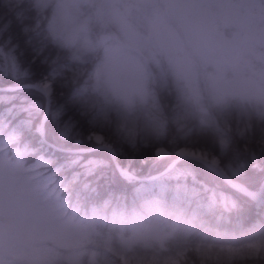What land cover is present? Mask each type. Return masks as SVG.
<instances>
[{
  "label": "trees",
  "instance_id": "1",
  "mask_svg": "<svg viewBox=\"0 0 264 264\" xmlns=\"http://www.w3.org/2000/svg\"><path fill=\"white\" fill-rule=\"evenodd\" d=\"M15 2L13 0L14 5ZM28 2L35 7V0ZM259 8L264 9V0L259 1ZM6 10H9L8 0H0V25L11 19L10 32L19 33V24ZM128 12L135 25L144 31L137 12ZM66 56L74 58L78 79L61 89L57 78L49 120H52L51 114L58 106L65 107L59 117L61 121L75 116V109L67 103L69 93L74 88L84 89V95L79 99L85 100L90 111L96 114L98 123L105 127L106 135L116 143L118 137L115 132L119 130L121 138L136 143L135 151L127 142L116 144L122 152L121 163L132 157L133 167L138 171L143 167L146 174L162 170L176 159L175 153L182 148L218 153L222 145L227 150L222 163L232 162L236 166L240 161L249 160L253 153L264 159V102L230 97L224 103L213 104L204 92L201 101H194L182 91L168 63L158 54L156 63L140 55L146 72L147 96L143 102L134 100L127 104L110 91L96 87L95 70L102 59V52H91L79 60L68 45L61 54V64ZM28 61L27 54L19 57L21 69L28 67ZM3 64L4 54L0 53V66ZM2 71L0 67V84L8 83ZM31 71L35 73L32 79L36 80L49 69L34 65ZM24 95L45 104L44 97L35 92ZM26 117L27 113H24L21 119ZM14 131L18 135L25 134L19 127ZM75 131H83L86 135L88 128L85 125ZM145 144L148 147L142 146ZM245 144L247 152L244 151ZM83 146L88 147L86 140ZM157 146L166 149L168 155L158 158L153 167L152 152ZM15 148L18 155L12 152ZM0 154L23 163L28 179L42 186L46 198L56 204L62 215L92 225L93 232L88 242L79 248L93 253V261L88 260L87 252L76 261L59 259L52 264H264V237L252 231L254 224L264 223V217L246 209L232 208L231 196L227 204L222 201L211 204L208 193L197 188L198 196L177 198L175 181H164V190L159 184H146L137 191L139 185L119 181L109 176L107 170H103L101 177V169H96L97 175L88 179L80 177L73 182L71 177H65L61 181L53 178L47 168L36 164L30 143L10 139L7 132L0 136ZM142 158H147L149 163L141 166ZM183 163L181 159L176 167ZM95 179L99 180V185L91 182ZM200 180L211 183V174L201 172ZM85 183L90 187L85 188ZM216 183L223 187L222 182L217 180ZM109 184L110 188L107 187ZM189 188H192L191 183ZM145 223H156L166 237L147 245L138 242L126 246L121 242V236Z\"/></svg>",
  "mask_w": 264,
  "mask_h": 264
},
{
  "label": "rangeland",
  "instance_id": "2",
  "mask_svg": "<svg viewBox=\"0 0 264 264\" xmlns=\"http://www.w3.org/2000/svg\"><path fill=\"white\" fill-rule=\"evenodd\" d=\"M259 1L85 0L74 20L80 30L69 25L66 36L79 60L102 52L96 87L124 103L146 99L140 55L156 63L158 54L194 101H201L204 92L213 104L230 97L264 102V9ZM128 11L137 12L144 31ZM101 35L109 39L101 43ZM12 152L18 155L16 148ZM24 171L23 163L0 154V185L14 195L4 218V242L25 249L30 264L76 261L88 252L79 247L88 242L92 225L62 215L45 193L38 205L30 189L42 186ZM165 237L156 223H145L120 240L126 246L147 245ZM87 258L93 261V253Z\"/></svg>",
  "mask_w": 264,
  "mask_h": 264
},
{
  "label": "snow or ice",
  "instance_id": "3",
  "mask_svg": "<svg viewBox=\"0 0 264 264\" xmlns=\"http://www.w3.org/2000/svg\"><path fill=\"white\" fill-rule=\"evenodd\" d=\"M8 3L7 14L20 28L19 33L12 34L11 19L0 25V53L4 54V64L0 67L3 77L9 81L0 84V136L7 132L10 139L30 143L36 164L47 168L53 178L61 181L65 177H71L73 182L80 177L88 179L97 175L96 169L102 170L99 173L101 177L103 170H107L109 176L119 181L139 185L137 191L146 184H159L164 190V181H175L177 198L198 196L197 188H201L208 193L211 204L221 201L227 204L231 196L232 208L246 209L264 217V159L254 153L249 160L233 166L232 162L222 163V158L227 155L226 146L222 145L218 153L185 147L176 152L177 159L170 161L162 170L144 174L143 167L139 171L133 167L132 157L121 163L122 152L116 144L127 142L134 151L137 145L132 140L121 138L119 130L115 132L118 137L116 143L106 135L105 127L98 123L96 114L90 111L85 100L79 99L84 95V89L74 88L69 93L67 103L75 109V116L61 121L59 117L65 107L58 106L56 112L51 114L50 121L57 78L61 89L78 79L74 58L66 56L63 64L60 58L68 47L66 32L69 25L74 32L80 30L74 20L86 6L85 0H35L34 8L28 0H16L15 5L13 0H8ZM26 54L29 56L28 67L21 69L19 57ZM34 65L48 68L49 71L34 80L32 76L35 73L31 71ZM27 92L43 96L45 104L31 100L24 95ZM24 113H27V117L21 119ZM85 125L88 128L86 135L83 131H75ZM18 127L24 130V135L14 131ZM85 140L88 147L83 146ZM142 146L148 147L146 144ZM244 151H248L247 144ZM167 155L163 147L153 148V167L158 158ZM181 159L184 163L176 167ZM140 163L141 166L147 165L149 160L142 158ZM201 172L211 174L212 182L200 180ZM217 180L222 182L223 187L216 183ZM91 182L99 185L98 179ZM84 187L89 188L90 184L85 183ZM107 187L110 188V184ZM30 191L36 203L42 205L43 189L33 188ZM13 199V193L0 185V264H30L25 249L3 240L4 218L6 211H11ZM252 231L264 237V223L254 224Z\"/></svg>",
  "mask_w": 264,
  "mask_h": 264
},
{
  "label": "water",
  "instance_id": "4",
  "mask_svg": "<svg viewBox=\"0 0 264 264\" xmlns=\"http://www.w3.org/2000/svg\"><path fill=\"white\" fill-rule=\"evenodd\" d=\"M109 39V36L108 35H101L100 36V42L101 43H104L105 41H107ZM176 159H177V157H176ZM176 159H174V160H176Z\"/></svg>",
  "mask_w": 264,
  "mask_h": 264
}]
</instances>
